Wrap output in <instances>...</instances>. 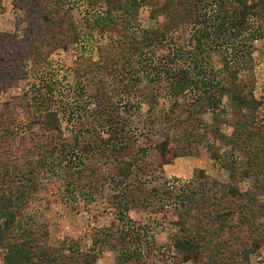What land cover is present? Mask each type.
Returning a JSON list of instances; mask_svg holds the SVG:
<instances>
[{"label":"trees","instance_id":"obj_1","mask_svg":"<svg viewBox=\"0 0 264 264\" xmlns=\"http://www.w3.org/2000/svg\"><path fill=\"white\" fill-rule=\"evenodd\" d=\"M81 1L87 11H94V27L103 31L100 37L109 36V30L117 29L122 37L127 38L125 42H116L114 48L115 55L119 57L117 68L128 71L131 66L135 72L131 90L133 95L141 91V97L134 102L135 110L146 102L154 107L158 100L150 89L151 85L160 82L157 81L160 75L168 81L171 106L163 118L165 125L158 128L156 123H151L153 126L150 127L164 129L163 139L153 148L159 169L172 165L176 158L192 156L189 142L191 133L193 130L200 132L204 128L202 121L197 118L198 112L195 115L190 109H179L177 98L180 95L189 93L193 96L192 103L199 104V113L211 111L216 117L224 112L222 98L226 96L231 107L245 115L240 125L257 128V132L246 133L247 129L239 131L236 139L242 140L239 147L243 150L247 146V161L236 166L233 162L232 165H224L229 172L228 183L210 182L201 176L202 171H196L191 181L168 192L175 205L182 206L178 220L172 223L180 234L171 241L173 264H251L250 258L264 249V228L261 224L264 221V201L261 198L264 191V102L254 96L249 86L239 81L238 71L225 67L219 73H214L208 61V50L210 42L214 41L213 37L235 42L244 34L251 35L252 21L258 28L264 27V0H218L220 4L212 19L206 18V13L198 8L200 0H165L162 12L169 16V25L164 30H140L138 33L128 31L133 13L138 11L140 4L155 6L152 0ZM11 4L19 11L25 23V31L20 30L23 33L21 37L25 36L26 41L20 45V62L30 59V56L47 58L80 43L82 32L73 19L74 0H11ZM191 19L203 27L192 31L188 42H193L194 46L185 49L183 45L188 42H179V36H175L176 28ZM119 23L124 27L117 28ZM125 29L127 33H124ZM5 43L4 37L0 36L1 85L13 79L14 73L20 72L18 61L3 55ZM168 46L170 49L166 52ZM23 50L25 54L22 57L20 53ZM157 52H161L160 58ZM140 64L142 66L138 69ZM149 68H153L154 72L150 73ZM145 75L146 81L141 79ZM47 92L36 93V104L40 109L31 115L29 132L17 135L14 130L15 119L0 113V169L7 170L4 175H0V248L4 252L2 264H97L99 256L104 252L119 255L121 263L133 260V264H145L139 257L141 255L136 238L128 232L119 234L112 227H101L93 231L88 250H81L73 242L62 251L45 245V230L37 232L33 228V216L26 206L40 190L45 176L43 170L47 158L42 148L43 145L51 146L52 136L57 138L62 135L60 113L51 107ZM182 125L184 129L178 137H171V129H178ZM207 129L221 134L216 126ZM79 130H82L78 133L83 138H88L90 133H99L94 129ZM31 138L36 144L30 142ZM258 139L262 141L260 146L257 144ZM231 140L235 141L233 137ZM73 141L74 150H85L78 135ZM14 142L21 146L18 153L14 150ZM65 146L62 145V149ZM51 147L52 152L57 144ZM259 152H262L263 157L261 163L256 160ZM18 160H22L21 164L26 163V167L17 176V181H14L11 179L14 174L9 164ZM113 160L111 174L119 178L115 180V185L120 186L118 182L127 180L132 174L135 160L124 157ZM94 165L89 163L77 178L79 181L86 179L90 186L102 180L99 183L102 188L107 185V177L98 174L95 168L97 165ZM119 193L114 197L118 198ZM118 203V211L124 215L129 206L126 202L121 204L120 200Z\"/></svg>","mask_w":264,"mask_h":264},{"label":"rangeland","instance_id":"obj_2","mask_svg":"<svg viewBox=\"0 0 264 264\" xmlns=\"http://www.w3.org/2000/svg\"><path fill=\"white\" fill-rule=\"evenodd\" d=\"M152 2L155 6L149 7L146 3L139 5L138 11L133 13L128 31H159L169 25V16L162 12L165 0ZM218 4V0H200L198 8L206 13V18L212 19ZM73 6V19L82 32L80 43L47 58L30 56V59L22 58L20 62V45L26 43L20 30L25 31V23L19 11L12 6L11 0H1L0 3V36L6 40L2 52L20 64V72L14 73V78L7 84H0V113L15 119L14 130L17 135L29 132L31 115L40 109L36 104V93L48 91L47 100H51V107L56 108L61 117L62 135L57 138L52 136L51 146L57 144V148L51 152L50 145H43L42 150L47 158L43 170L45 176L40 190L26 206L33 216V228L37 232H47L44 243L51 248L63 251L66 245L74 242L86 251L91 245L95 229L112 227L119 234H133L141 255L137 256L145 264H173L171 241L180 234L172 223L178 220L182 206H176L168 192L191 181L196 171H202L201 176L210 182L228 183L229 172L224 165H232L233 162L236 166L247 161L248 148H240L242 140L236 139L239 131L247 129L248 133L258 130L240 125L245 115L235 111L226 96L222 98L224 112L216 117L211 111L199 113V104L192 103L193 96L189 93L180 95L177 98L179 109H190L195 115L198 112L197 118L202 121L204 128L200 132L193 130L191 133L189 142L192 156L176 158L172 165L159 169L153 148L163 139L164 129L150 127L153 126L151 123H156L158 128L165 125L163 118L171 106L168 81L160 75L157 80L160 82L151 85L150 89L158 100L154 107L146 102L135 110L134 102L141 97V91L133 95L131 90L135 72L131 66L128 71L117 68L119 57L115 55L114 48L116 42H125L127 38L122 37L117 29L109 30V36L100 37L103 31L94 27V11H87L81 0H74ZM252 22L251 35L244 34L239 41L228 42L213 37L214 41L209 44L208 61L214 73H219L225 67L238 71L239 81L249 86L254 96L264 102V27L258 28ZM118 27L121 29L124 26L119 23ZM200 27L203 25L195 24L193 19L188 20L176 28L175 36H179L180 43H186L190 41L192 31ZM124 33H127L126 29ZM19 37L21 39L17 40ZM183 46L191 49L194 44L188 42ZM169 49L170 46L166 52ZM157 53L160 58L161 52ZM20 54H25L24 50ZM152 69L149 68L150 73L154 72ZM145 78L146 75L141 76V79ZM210 126L218 127L221 134L207 129ZM79 129H94L99 133H90L88 138H83L78 133L82 131ZM183 129V125L171 129V137L177 138ZM77 135L86 147L85 150H74L73 140ZM30 142L36 144L32 138ZM261 143L258 139V146ZM17 144L14 142L13 146L16 153L21 149ZM62 145H66L64 149ZM259 154L257 163L263 159L262 152ZM120 157L133 159L135 164L130 177L118 182L120 186H116L115 180L119 178L111 174L112 161ZM21 162L12 161L9 164L14 174L11 179L14 181H17V176L26 167V163ZM89 163L97 165L94 166L98 174L107 177V185L101 188L99 183L102 180L94 186L88 185L86 179L78 180L77 177ZM1 166L4 164L1 163ZM0 170V175L7 171L4 168ZM118 191L119 197L115 198ZM261 195L264 201V191ZM118 200L129 206L124 215L118 211ZM261 224L264 228V221ZM3 253L0 248V264ZM250 261L251 264H264V249L251 257ZM121 262L119 255L112 252L102 253L97 260V264ZM121 264H133V260Z\"/></svg>","mask_w":264,"mask_h":264}]
</instances>
